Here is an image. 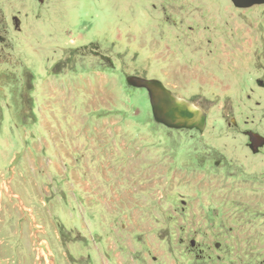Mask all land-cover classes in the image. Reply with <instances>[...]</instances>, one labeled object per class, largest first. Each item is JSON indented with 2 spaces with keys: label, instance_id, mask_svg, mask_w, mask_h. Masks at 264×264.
I'll list each match as a JSON object with an SVG mask.
<instances>
[{
  "label": "rangeland",
  "instance_id": "obj_1",
  "mask_svg": "<svg viewBox=\"0 0 264 264\" xmlns=\"http://www.w3.org/2000/svg\"><path fill=\"white\" fill-rule=\"evenodd\" d=\"M131 74L192 96L206 130L157 122ZM252 133L264 3L0 0V264H264Z\"/></svg>",
  "mask_w": 264,
  "mask_h": 264
},
{
  "label": "water",
  "instance_id": "obj_2",
  "mask_svg": "<svg viewBox=\"0 0 264 264\" xmlns=\"http://www.w3.org/2000/svg\"><path fill=\"white\" fill-rule=\"evenodd\" d=\"M232 1L240 8H249L264 3V0ZM15 18L18 20L17 16ZM127 82L131 86L148 90L154 118L157 122L174 128H198L201 131L206 128V111L192 101L176 95L161 79L131 74L127 77ZM257 138L254 139L253 135L251 137V145L255 151L264 145V137L258 135Z\"/></svg>",
  "mask_w": 264,
  "mask_h": 264
},
{
  "label": "flooded vegetation",
  "instance_id": "obj_3",
  "mask_svg": "<svg viewBox=\"0 0 264 264\" xmlns=\"http://www.w3.org/2000/svg\"><path fill=\"white\" fill-rule=\"evenodd\" d=\"M41 1V0H40ZM41 2H43V1H41ZM16 17V16H15ZM16 19V18H15ZM173 22V21H172ZM164 23L166 24V23H169V21H166L165 19H164ZM171 23V22H170ZM175 23H177V22H175ZM175 51V50H174ZM145 77V76H144ZM148 78H158V79H160L159 77H157V76H150V77H148ZM162 81L165 83V85L167 86V87H169L176 95H178V96H180V97H183L182 95H179V92L177 91V90H175L174 88H172L167 82H165L163 79H162ZM134 87V86H133ZM144 89H146V88H144ZM147 90V89H146ZM147 92H148V90H147ZM149 95V94H148ZM150 98V97H149ZM183 98H186L187 100H190V101H192L193 103H195L197 106H199V107H201L204 111H206L202 106H200V105H198L195 101H194V98L192 97V96H185V97H183ZM206 113H207V125H206V128H207V126H208V119H209V115H208V112L206 111ZM161 124H163V123H161ZM163 125H165L169 130H171V131H174V130H188V131H193V132H197V133H200V134H202L205 130H206V128L204 129V131H201L200 129H198V128H187V127H183V128H174V127H169V126H167L166 124H163ZM244 134H246V136L248 137V138H250V130H244ZM253 134V133H252ZM252 137V136H251ZM253 137H254V139H258L254 134H253ZM248 146L249 147H251L252 148V145L250 144V142H248ZM262 147H260L259 148V150L261 149ZM255 153H259V152H255ZM221 160V159H220Z\"/></svg>",
  "mask_w": 264,
  "mask_h": 264
}]
</instances>
